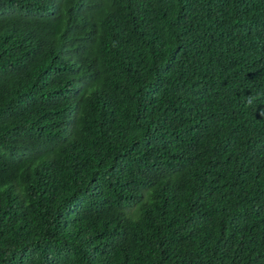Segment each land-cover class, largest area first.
<instances>
[{
    "label": "trees",
    "instance_id": "1",
    "mask_svg": "<svg viewBox=\"0 0 264 264\" xmlns=\"http://www.w3.org/2000/svg\"><path fill=\"white\" fill-rule=\"evenodd\" d=\"M0 264H264V0H0Z\"/></svg>",
    "mask_w": 264,
    "mask_h": 264
}]
</instances>
